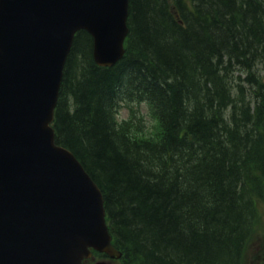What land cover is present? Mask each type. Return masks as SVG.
<instances>
[{"label":"trees","instance_id":"1","mask_svg":"<svg viewBox=\"0 0 264 264\" xmlns=\"http://www.w3.org/2000/svg\"><path fill=\"white\" fill-rule=\"evenodd\" d=\"M263 16L264 0H129L110 68L76 34L55 140L99 186L124 264H241L264 204ZM119 102L146 103L159 133L131 138Z\"/></svg>","mask_w":264,"mask_h":264},{"label":"water","instance_id":"2","mask_svg":"<svg viewBox=\"0 0 264 264\" xmlns=\"http://www.w3.org/2000/svg\"><path fill=\"white\" fill-rule=\"evenodd\" d=\"M126 0H0V264H82L118 257L103 198L49 123L74 30L95 61L123 52Z\"/></svg>","mask_w":264,"mask_h":264},{"label":"rangeland","instance_id":"3","mask_svg":"<svg viewBox=\"0 0 264 264\" xmlns=\"http://www.w3.org/2000/svg\"><path fill=\"white\" fill-rule=\"evenodd\" d=\"M144 113H146L144 111ZM127 109L123 108L120 109L119 118L127 117ZM147 125L150 126L153 122L152 120L145 115ZM259 231L255 233L253 236L252 241L249 242L248 246L245 249V264H254V258L257 255V253H260L261 246L264 245V218L260 221L258 224ZM112 264H119L118 262L112 263Z\"/></svg>","mask_w":264,"mask_h":264},{"label":"clouds","instance_id":"4","mask_svg":"<svg viewBox=\"0 0 264 264\" xmlns=\"http://www.w3.org/2000/svg\"><path fill=\"white\" fill-rule=\"evenodd\" d=\"M119 121V118H118ZM155 128V131L153 128H149L145 133H137L135 130L131 132V138L133 139H139V140H145L153 137L154 135H157L160 130L159 124H154L153 126Z\"/></svg>","mask_w":264,"mask_h":264},{"label":"bare ground","instance_id":"5","mask_svg":"<svg viewBox=\"0 0 264 264\" xmlns=\"http://www.w3.org/2000/svg\"><path fill=\"white\" fill-rule=\"evenodd\" d=\"M239 1V0H238ZM249 1V0H248ZM261 1V0H260ZM230 2H231V0H230ZM236 2H237V0H236ZM244 2V1H243ZM247 2V1H246ZM233 3V2H232ZM235 3V2H234ZM251 3V2H250ZM210 4V3H209ZM237 4V3H236ZM239 4V3H238ZM226 5V4H225ZM234 5V4H233ZM262 5V4H261ZM230 6V5H229ZM243 6H244V3H243ZM247 6V5H246ZM251 6V5H250ZM225 7V6H224ZM241 7V6H240ZM223 8V7H222ZM233 8V7H232ZM231 8V9H232ZM249 9V8H248ZM255 9V8H254ZM259 9V8H258ZM257 9V10H258ZM222 11H223V9H221ZM226 10V9H225ZM239 10V9H238ZM251 10V9H250ZM260 10V9H259ZM220 11V10H219ZM230 11V10H229ZM249 10H247V12H248ZM253 12V11H252ZM260 12V11H259ZM220 13V12H219ZM233 13V12H232ZM255 13V12H254ZM230 14V13H229ZM229 14H227V15H229ZM253 14V13H252ZM256 14H258V13H256ZM261 14H263V13H261ZM217 15V14H216ZM222 15V14H221ZM223 16V15H222ZM259 17V16H258ZM264 17V16H263ZM264 20V19H263ZM170 23V22H169ZM225 27V26H224ZM239 27V26H238ZM217 28V27H216ZM215 29V28H214ZM235 29V28H234ZM218 31V30H217ZM250 34V33H249ZM220 37V36H219ZM223 37V36H222ZM215 39V38H214ZM256 42V41H255ZM173 43V42H172ZM188 43V42H187ZM195 43V42H194ZM193 44V43H192ZM205 48V47H204ZM252 48V47H251ZM208 49V48H207ZM253 49V48H252ZM212 56V55H211ZM237 56V55H236ZM238 56H240V55H238ZM193 57V56H192ZM235 57V56H234ZM239 58H241V57H239ZM259 58V57H258ZM238 59V58H237ZM235 63V62H234ZM173 66V65H172ZM239 66V65H238ZM261 66V65H260ZM137 67V66H136ZM221 70V69H220ZM239 72V71H238ZM244 74V73H243ZM185 77V76H184ZM159 78V77H158ZM139 79V78H138ZM170 80V79H169ZM142 81V80H141ZM239 81V80H238ZM179 82V81H178ZM210 83V82H209ZM144 85V84H143ZM146 86V85H145ZM159 87V86H158ZM168 87V86H167ZM230 88V87H229ZM235 88V87H234ZM236 89V88H235ZM263 89V88H262ZM193 91V90H192ZM247 91V90H246ZM254 94V93H253ZM229 95V94H228ZM235 95V94H234ZM167 96V95H166ZM169 99V98H168ZM172 101V100H171ZM240 103V102H239ZM259 103V102H258ZM207 104V103H206ZM231 104V103H230ZM253 105V104H252ZM182 107V106H181ZM232 109V108H231ZM189 115V114H188ZM229 116V115H228ZM232 120V119H231ZM251 121V120H250ZM234 126V125H233ZM226 133V132H225ZM225 140V139H224ZM227 143V142H226ZM196 144V143H195ZM180 145V144H179ZM196 148V147H195ZM240 149V148H239ZM235 154V153H234ZM232 161V160H231ZM191 164V163H190ZM156 166V165H155ZM210 166V165H209ZM149 167H150V165H149ZM171 175V174H170ZM212 175V174H211ZM173 176V175H172ZM149 177V176H148ZM207 177V176H206Z\"/></svg>","mask_w":264,"mask_h":264}]
</instances>
